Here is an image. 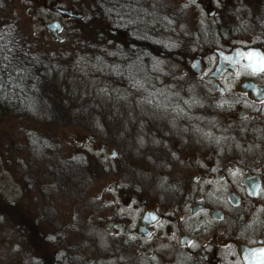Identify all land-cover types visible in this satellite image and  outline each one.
<instances>
[{
    "label": "flooded vegetation",
    "instance_id": "flooded-vegetation-1",
    "mask_svg": "<svg viewBox=\"0 0 264 264\" xmlns=\"http://www.w3.org/2000/svg\"><path fill=\"white\" fill-rule=\"evenodd\" d=\"M214 1H203L211 17L236 12L258 35L227 40L223 22L201 23L190 57L126 64V86L159 97L157 123H129L123 147L108 141L101 157L76 148L69 161L91 158L94 196L84 226H64L83 235L50 264H264V0Z\"/></svg>",
    "mask_w": 264,
    "mask_h": 264
},
{
    "label": "rangeland",
    "instance_id": "rangeland-1",
    "mask_svg": "<svg viewBox=\"0 0 264 264\" xmlns=\"http://www.w3.org/2000/svg\"><path fill=\"white\" fill-rule=\"evenodd\" d=\"M5 1V9H0V21L18 19L19 31L12 38L15 46L23 47L22 50L42 49L58 58L69 51L74 55L58 59L60 68H66L50 76L53 84L49 79L46 81L34 110L7 107L0 113V264H50L52 254L58 253L66 236L70 246L75 247L77 236L83 235L79 231L76 234V231L64 230V226L74 218L84 226L88 217L83 205L87 201H82L89 202L95 191V184L88 177L91 158L80 157L77 164H72L69 158L85 151L91 156L93 153L99 157L107 155L106 142L114 147L122 146L120 142L128 136L125 126L129 129V123H157L159 97L151 94L147 99L141 95L139 85L129 87L124 79L107 76L105 71L110 70L111 64L113 69V62L106 69L97 59L99 48L98 51L82 49L83 44L99 47L103 43L89 39L82 42L74 31L79 19L63 15L52 7L59 1L62 7L84 13V18L96 21L103 29V23L92 16L89 0ZM141 1L146 5L153 2V10L168 9L177 14L176 25L182 28L179 39L185 45L177 47V51L183 49L184 58L194 49L189 36L201 23L223 22L227 40L238 34L247 41L253 40L259 33L253 27L239 29L243 16L236 12L223 10L211 17L210 7L203 4L204 0ZM219 4L214 1V6ZM54 19L63 25L60 32L63 43L44 26ZM119 39L121 43L128 41L125 34ZM227 40H222L220 45ZM169 66L177 71L181 67L176 63ZM102 84L106 87L101 88ZM173 84L169 87L179 88V82ZM177 93L180 94V89ZM174 113L170 111V120L175 119ZM133 129L138 131L140 126ZM54 257L59 260V256Z\"/></svg>",
    "mask_w": 264,
    "mask_h": 264
},
{
    "label": "trees",
    "instance_id": "trees-1",
    "mask_svg": "<svg viewBox=\"0 0 264 264\" xmlns=\"http://www.w3.org/2000/svg\"><path fill=\"white\" fill-rule=\"evenodd\" d=\"M89 2L92 5V16L94 15L99 23H103L104 28L100 29L95 20L91 22L89 18L88 20L83 18L77 20L74 31L82 42L89 39L103 43L99 47L95 44H83L82 49L98 51L99 48L97 59L104 68L113 62V69L111 64L110 70L105 71L107 76L114 73V76L121 79L120 76L123 74L120 73L125 71L126 64L139 67L153 66L146 61L147 59L144 60V57L149 59L154 56L168 58L176 56L182 60L184 51L182 49V52H178L180 50L177 51V47L185 45L179 39L178 33L182 28L176 25L178 20L176 13L168 9L153 10V2L146 5L141 0H89ZM5 5L6 1L0 0V9H5ZM17 22L18 19L14 17L0 21V113L7 107L34 110L48 79L51 84L54 83L50 76H55V73L59 72L57 70L64 67L60 68L61 62L58 59L74 57L70 51L58 55L60 56L58 58L54 53H47L42 49L22 50L23 47L15 46L12 38L19 31ZM123 34L128 37V43L119 41ZM89 45L93 46L89 49L87 47ZM141 67L132 70L139 73L142 71ZM116 68L118 72L115 71ZM154 69L157 68L153 67L152 71ZM100 87L106 86L102 84Z\"/></svg>",
    "mask_w": 264,
    "mask_h": 264
},
{
    "label": "water",
    "instance_id": "water-1",
    "mask_svg": "<svg viewBox=\"0 0 264 264\" xmlns=\"http://www.w3.org/2000/svg\"><path fill=\"white\" fill-rule=\"evenodd\" d=\"M54 8L61 14L63 15H66L68 17H73V18H76V19H82L84 18V13H81V12H76L74 11L73 9L71 8H64L61 6V2H55L54 4ZM44 26L51 31L52 35L54 38L58 39V40H63L64 37L59 33L62 28H63V25L61 23V21L59 19H55L53 21H50V22H45L44 23ZM218 53H220L221 55L223 54L222 51L220 50H216ZM247 54H252L251 53H247ZM259 57V56H257Z\"/></svg>",
    "mask_w": 264,
    "mask_h": 264
}]
</instances>
